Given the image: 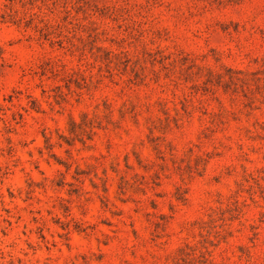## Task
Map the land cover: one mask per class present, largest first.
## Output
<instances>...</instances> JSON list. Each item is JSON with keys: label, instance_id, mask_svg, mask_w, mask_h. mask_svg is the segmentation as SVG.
<instances>
[{"label": "rangeland", "instance_id": "374dc122", "mask_svg": "<svg viewBox=\"0 0 264 264\" xmlns=\"http://www.w3.org/2000/svg\"><path fill=\"white\" fill-rule=\"evenodd\" d=\"M0 47V264H264V0H0Z\"/></svg>", "mask_w": 264, "mask_h": 264}, {"label": "trees", "instance_id": "16d2710c", "mask_svg": "<svg viewBox=\"0 0 264 264\" xmlns=\"http://www.w3.org/2000/svg\"><path fill=\"white\" fill-rule=\"evenodd\" d=\"M1 47H0V54H2L1 52ZM232 80H234L232 78ZM88 115H84L83 119L81 122H78L77 120H75L74 118H71L70 120V128H69V132L71 135H74L77 138H80L81 140L84 139V135H87L88 139L92 138V134H89L90 131H88V127L91 128V130H93L94 126L91 125L90 122L87 123L88 121Z\"/></svg>", "mask_w": 264, "mask_h": 264}]
</instances>
